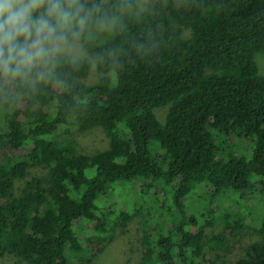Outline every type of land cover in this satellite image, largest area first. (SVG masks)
Segmentation results:
<instances>
[{
	"label": "trees",
	"instance_id": "16d2710c",
	"mask_svg": "<svg viewBox=\"0 0 264 264\" xmlns=\"http://www.w3.org/2000/svg\"><path fill=\"white\" fill-rule=\"evenodd\" d=\"M120 2L141 10L102 44L82 39L95 64L0 76V259L88 264L144 215L137 264H264V216L242 211L264 206V0ZM94 129L102 149L68 136ZM109 195L139 205L106 211ZM247 230L260 239L243 243Z\"/></svg>",
	"mask_w": 264,
	"mask_h": 264
},
{
	"label": "clouds",
	"instance_id": "9594fccd",
	"mask_svg": "<svg viewBox=\"0 0 264 264\" xmlns=\"http://www.w3.org/2000/svg\"><path fill=\"white\" fill-rule=\"evenodd\" d=\"M129 11L139 9L120 0H0V76L9 86L33 74L45 80L59 58L83 55L82 39L115 30Z\"/></svg>",
	"mask_w": 264,
	"mask_h": 264
},
{
	"label": "rangeland",
	"instance_id": "374dc122",
	"mask_svg": "<svg viewBox=\"0 0 264 264\" xmlns=\"http://www.w3.org/2000/svg\"><path fill=\"white\" fill-rule=\"evenodd\" d=\"M137 7L139 10H141V6L137 4ZM111 32H102V33H97L94 34L93 37L91 39L97 40L98 44H102L104 43L109 34ZM82 44V50H83V55L81 57H90L93 61V64L96 63L97 57L88 52L85 44ZM255 60L257 62V67H258V73L259 74H264V52H258L256 54ZM90 81L89 82H96V80L98 79V75L96 73V71L94 70L93 67V73H90V77H89ZM163 112H161V110L158 111V114L161 116ZM66 135L60 136V139L65 138ZM69 137H72L73 139H75L76 143H78L79 147L86 152H90L92 150H96V149H102L106 146L107 144V139L104 136L103 132L100 130H90V131H86V132H74L72 135H68ZM232 149H230L233 152L236 153H249V147L247 146L246 142L243 143L241 141L236 140V138L232 139ZM246 146V147H245ZM33 174H43L45 173V169L42 168H38L35 170H32ZM18 185L22 188L24 186V183L22 181L18 182ZM164 192L161 194L163 195ZM166 195V194H164ZM120 199V200H119ZM116 200L120 201L119 206L123 209H125L126 207H129L130 205H134V206H138L139 205V198L137 196H131V198L129 199V197L127 195H125L124 197L121 196H116L113 197L112 195H109L107 197L104 198L103 203L104 205V209L106 211H112L115 208V202ZM129 201L131 202V204H129ZM248 206L247 208H244L242 211L244 212L245 210H252V214H254V216H264V206L262 204H258L253 202V200H249L247 202ZM156 206L152 203H146V210L144 211V213L147 212V209H149V207H153ZM235 209H238V205H234L232 206ZM145 220V216L143 215L141 218H136V220H133L132 222H130L125 228H118L117 229V235L115 237V239L107 244V246L103 249V251L100 254H97L96 256H94L91 259V262L88 264H137L138 263V259L140 257V243H139V239H140V235L142 232V226L140 227L139 222L137 220ZM246 223H249V219L246 218L245 219ZM254 224H258L260 225V221L257 220L256 217H254ZM257 239H260V235L257 232H254L252 230H247L244 235L241 238V241L243 243H249L252 241H255ZM236 249V247L234 248ZM237 250V249H236ZM238 251H235L233 253L236 254ZM233 255H230L229 258H232ZM0 264H15L13 258H9V257H3L0 259Z\"/></svg>",
	"mask_w": 264,
	"mask_h": 264
}]
</instances>
